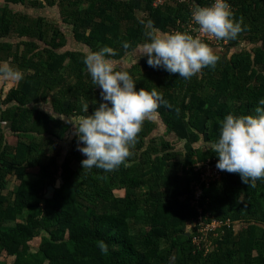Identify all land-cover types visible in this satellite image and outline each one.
<instances>
[{
    "label": "trees",
    "instance_id": "trees-1",
    "mask_svg": "<svg viewBox=\"0 0 264 264\" xmlns=\"http://www.w3.org/2000/svg\"><path fill=\"white\" fill-rule=\"evenodd\" d=\"M0 1V61L19 57L2 40L14 31L20 39L16 47H26L20 54L22 67L33 70L20 87L9 90L8 105L0 107V129L9 121L8 132L18 137L9 145L0 133V254L13 256L11 264H264V177L244 184L237 173L221 170L220 179L206 184L200 174L207 165L193 167L207 160L215 165L218 157L201 144L217 138L218 121L225 114L252 113L257 99L264 97V0H228L242 31L226 40L225 48L244 39L252 50L243 48L224 62L215 52V66H205L188 79L145 61L137 63L135 78L127 70L135 88H156L162 94L164 102L155 111L185 150L175 149L174 138L162 137L158 143L152 136L157 125L147 117L126 163L108 172L82 168L75 134L58 162L56 141L71 127L65 118L86 115L82 100L91 101L93 109L101 100L99 86L92 85L84 69L87 52L65 49L66 35L43 17L14 13L10 5L24 6L26 0ZM58 1L36 0L32 5L42 8ZM137 1L93 0L85 16L79 9L66 10L63 22L73 26L77 42L90 51L111 47V59L134 52L145 41L142 21H151L161 32L186 31L190 5L211 2L188 0L156 8L155 0H141L142 17L135 10ZM125 41L127 48L122 46ZM71 76L76 79L68 83ZM71 96L79 103L65 105ZM45 102L51 112L40 107ZM179 155L183 158L177 159ZM74 160L80 165L74 167ZM33 167L38 168L34 181L24 176ZM12 174L20 183L4 194ZM58 176L62 182L56 188ZM114 185L125 188V195L116 194ZM49 186L55 187L51 198L44 192ZM197 189L201 212L190 207ZM200 216L222 223L223 233L210 234L215 247L208 252V240L195 245L187 232L189 224L193 230L198 226ZM5 221H14V227H4ZM234 223L242 225L235 233ZM35 238L40 242L33 251ZM100 241L106 245L104 252L97 246Z\"/></svg>",
    "mask_w": 264,
    "mask_h": 264
},
{
    "label": "clouds",
    "instance_id": "clouds-1",
    "mask_svg": "<svg viewBox=\"0 0 264 264\" xmlns=\"http://www.w3.org/2000/svg\"><path fill=\"white\" fill-rule=\"evenodd\" d=\"M191 20L198 26L196 31L217 40L235 39L242 31L241 20L233 19L228 0H211L205 6L195 5L191 10ZM142 23L145 24L146 39L139 45V51L140 56L146 57L147 65L163 68L184 79L205 66H215L218 56L199 35L181 30L160 32L152 27L151 21ZM122 46L127 48L128 43L122 42ZM112 54L113 49L103 45L83 56L84 69L92 85L99 86L101 97L98 106L88 115L76 121L68 120L74 128L76 147L83 156L80 164L84 169L95 167L108 172L126 163L142 121L157 108L158 103L164 102L156 88L137 89L127 71L115 70L110 59ZM23 76L19 68L0 61V78L15 83ZM262 106L264 97L257 99L252 113L225 114L218 121L217 138L208 145L218 157L215 167L237 173L244 184L264 177ZM97 246L101 252L106 250L103 241Z\"/></svg>",
    "mask_w": 264,
    "mask_h": 264
},
{
    "label": "rangeland",
    "instance_id": "rangeland-1",
    "mask_svg": "<svg viewBox=\"0 0 264 264\" xmlns=\"http://www.w3.org/2000/svg\"><path fill=\"white\" fill-rule=\"evenodd\" d=\"M27 2L25 3V5H13L10 7L13 9V12H17L19 13L20 15L23 14L25 15L26 17H31V18H38V17H43L46 21H49V23H51L52 25H56L57 29L59 32H63L65 35H66V44L64 45V48L65 49H69V50H75V51H85V52H88L90 51L88 49V46H84V44H82V42H77L76 38H75V35H74V29H73V26H70L66 23L63 22V18H64V15L67 14V11L66 10H71V9H79L81 11H84V15H86V11H90V7H91V4H92V1L93 0H65L63 3L60 4V0L54 5V6H43L42 8L41 7H35L32 5V2L33 1H36V0H26ZM40 1V0H39ZM126 1H129V0H119V3H122V2H126ZM1 4H4L2 1H0V5ZM61 5V7L59 6ZM135 10L136 12L140 15V16H144V11H143V2L141 0H138L137 2H135ZM69 12V11H68ZM91 14V13H90ZM20 15H18L17 17H19ZM125 24L123 25V29H125ZM181 27H184V26H181ZM181 29V28H180ZM9 38L7 37H4L2 38V40L6 41V43L9 44V47L11 50H13L14 52V55H15V52L18 53V59H14V56L12 55H9L7 57V62L14 66V67H17L19 68L20 70L23 71L24 73V76L23 78L19 81V82H11V81H8V80H5L3 78H0V101L1 103V109L5 106L8 105V102H6L5 100V97L7 96L9 90L12 88V87H20L21 84L26 80L27 76L30 74V73H33V70H30L28 68H23L22 65H23V62L21 61V57H20V54L23 52V50L26 48V47H23L20 46V47H16L15 44L18 43V41L20 39H18L16 36V34H14V31L11 32L9 35ZM28 40H31L29 38H27ZM59 42V41H58ZM41 45L43 43H40ZM210 47H212L214 49L215 52H218L220 55H221V60L222 62H224L225 59L229 58L232 54L234 53H237L239 52L241 49L243 48H248L250 50H252V47L251 45H249V41L248 40H244V39H240L239 41H237V44L234 48H230L229 46L225 48V46L223 47H219V46H214V45H209ZM37 51V49H36ZM254 52V50H253ZM123 56L120 54L119 56L117 55L116 57H113L111 58V61L112 63L114 64L115 66V70L119 69V70H124V71H127V69H125V65L124 62L122 61V58ZM141 56H140V51L138 52V56L136 57V60L139 59ZM227 57V58H226ZM129 58H134L135 57L131 56ZM133 59L130 60V62L132 63ZM145 61V57L142 56L141 58V62H144ZM126 63V62H125ZM136 64V62L134 63ZM124 66V67H123ZM137 65H135L133 68H129L128 71L130 72V75L135 78L138 73H135L134 69L136 68ZM128 68V67H127ZM131 70V71H130ZM75 77L74 76H71L68 78L67 82L68 83H71V82H74L75 81ZM71 103V102H78V97L77 96H71L69 99L65 100L64 101V104L67 105L68 103ZM81 103L84 105V110H85V107L87 106V111L85 110V114L88 115L92 110H93V107H92V103L91 101H87V100H82ZM40 107L42 109H45L49 112L52 111V107L50 105V103H43L42 105H40ZM83 117V115H80L78 116L77 118L75 117H66L65 120L68 122V120H72V121H76L78 120L79 118ZM148 118H152L155 123H156V129L154 130V132L152 133V136L156 135L158 137V143L161 142V138L162 137H169V138H174V140L176 139L175 137H173V134H170L166 128V125L164 124V122L162 121L160 115L158 114V112H156L155 110L153 112H151L148 116ZM146 117V118H147ZM9 124L10 122L9 121H4L3 124H1V128L0 129V133H6L4 135V140L7 144L9 145H14L18 139L17 135L16 134H13V133H10L8 132L9 130ZM70 129L69 131L65 134L64 138L62 139H57L56 141V146L58 147L57 149L60 148L61 152H60V155L58 157V162L61 163L62 160H63V157L66 155L67 151L69 150L70 146H69V140H71V137L73 134H75L74 132V128H73V125L70 123ZM8 132V134H7ZM176 146H175V149L177 150H182L184 151L185 150V147L184 145L182 144V142H179L177 140L173 141ZM202 142V141H201ZM200 144V141L196 143V146ZM55 145V144H54ZM202 146L206 147L208 145L206 144H201ZM161 146V144H159V147ZM52 154V153H51ZM183 156L182 155H179L177 159H182ZM43 160H47V157H43ZM208 162L210 163V160H207L205 161V163L203 162H198V163H195L193 165L194 169H198V170H201L202 168V164H205L207 166H205V171H206V178L208 180V182L210 180H218L221 178L222 174H218L217 175V172L216 170H213L211 169L210 171L206 168H208V166L211 167V165L208 164ZM73 166L74 167H77L79 166V161L78 160H74L72 162ZM211 164V163H210ZM214 167V166H213ZM37 171H38V168L37 167H33V168H28L26 170V174L24 175L26 179L28 180H35V177L37 175ZM8 182L6 184V188H4L2 190V193L4 194H7L8 192L10 191H13L16 189V187L18 186V184L20 183L19 179H17L15 177L14 174L12 175H8ZM59 178V176H58ZM121 186H117V185H114L113 186V189L117 190L115 191L116 194L118 195H125L126 191H125V188H120ZM119 188V190H118ZM47 191H48V188H47ZM46 190L44 191L45 193L47 192ZM47 194V193H46ZM200 194V190L197 189L196 190V199H191L190 200V207L195 209L196 211H198L197 209L199 207H197V203H198V196ZM21 218L19 217L18 220H20ZM198 224V223H195V225ZM15 225V222L14 221H5L3 223V226L6 227V228H12L14 227ZM241 224L240 223H234L233 224V232H237L240 228H241ZM187 232L188 234L192 235V242L195 244V245H199L200 241L202 239L204 240H208V244L206 245V248H205V251L208 252V250H210L212 247H215L213 246L214 243H210L213 241V239L210 238V234L213 235V237L217 236V234L219 233V235L222 232V223L219 222L218 225H216L214 228H212L211 230L209 231H203L201 229L200 226H197L194 230L191 228L192 226L189 224L187 226ZM219 229V232L217 231ZM39 242H40V238H35L32 242V250L35 251L38 246H39ZM256 254V251H254V253H252V255H255Z\"/></svg>",
    "mask_w": 264,
    "mask_h": 264
},
{
    "label": "built area",
    "instance_id": "built-area-1",
    "mask_svg": "<svg viewBox=\"0 0 264 264\" xmlns=\"http://www.w3.org/2000/svg\"><path fill=\"white\" fill-rule=\"evenodd\" d=\"M180 3H189L188 0H155L153 5L154 7H162V6H165L166 4H180ZM192 5H190V9L192 10ZM198 28L197 25H195V23L191 20V15H190V20H189V23L188 25L186 26V31H191V33L193 35H199L201 39L204 40V42H206L207 44L209 45H214V46H219V47H222L226 44V40H217L215 37H212V36H209L208 34L206 33H200L198 31H196V29ZM214 166V167H213ZM208 169L209 171L211 169L213 170H216L217 172V175L218 174H222V171L221 170H218L215 165H211L208 166ZM200 178L202 181H205L206 184H209L207 178H206V171L205 169H203L201 171V174H200ZM211 181V180H210ZM199 212H201V209L198 208L197 209ZM206 217H203V216H200L199 219H198V226L201 227V229L205 232V231H209L211 230L212 228H214L216 225L219 224L220 221H217L215 219L211 220L210 222H206Z\"/></svg>",
    "mask_w": 264,
    "mask_h": 264
},
{
    "label": "crops",
    "instance_id": "crops-1",
    "mask_svg": "<svg viewBox=\"0 0 264 264\" xmlns=\"http://www.w3.org/2000/svg\"><path fill=\"white\" fill-rule=\"evenodd\" d=\"M138 52H139V47L134 52H132L130 54H125V55L122 54V56H123L122 57L123 58L122 61L124 62V64H126L125 67L123 66L125 69L128 70L129 68H133L135 65H137V63H140L141 62L142 56L139 59L136 60V57L138 56ZM131 56L132 57L134 56L135 59L134 58H129ZM131 59H133L132 63L130 62ZM135 62H136V64H134ZM118 190H119V188H118ZM115 191H117V190H115ZM13 258H14L13 256L7 255V253L5 251L0 254V260L4 261L5 264H11L13 262Z\"/></svg>",
    "mask_w": 264,
    "mask_h": 264
},
{
    "label": "water",
    "instance_id": "water-1",
    "mask_svg": "<svg viewBox=\"0 0 264 264\" xmlns=\"http://www.w3.org/2000/svg\"><path fill=\"white\" fill-rule=\"evenodd\" d=\"M61 182H62V179L59 177V178L56 180L55 187H56V188L60 187V183H61ZM55 187H53V186H49V187H48V191H47L46 197H48V198L53 197V193H54V191H55Z\"/></svg>",
    "mask_w": 264,
    "mask_h": 264
}]
</instances>
